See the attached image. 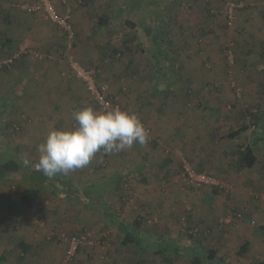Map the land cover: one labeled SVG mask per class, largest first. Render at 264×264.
Masks as SVG:
<instances>
[{"label":"rangeland","instance_id":"obj_1","mask_svg":"<svg viewBox=\"0 0 264 264\" xmlns=\"http://www.w3.org/2000/svg\"><path fill=\"white\" fill-rule=\"evenodd\" d=\"M232 1L242 7L229 26L225 7ZM32 2L0 0V28L11 40L0 45V164L10 158L20 164L18 172L0 177V194L41 189L37 144L52 128L73 127L80 107L99 110L71 75L70 56L99 68V83L118 106L139 115L149 138L118 153L100 152L68 173L100 208L57 200L44 188L17 216L0 209V222H8L0 227V254L6 255L0 264H191L193 254L210 248L225 264L264 262V0H62L64 11H57L69 8L72 39L22 9ZM102 16L111 20L103 28ZM242 125L246 131L227 137ZM251 142L257 162L241 169L237 151ZM184 166L215 177L218 191L191 186ZM52 206L58 208L48 210ZM63 208L78 221L42 233ZM136 220L142 243L121 247L115 225ZM82 230L94 247L64 263L59 238ZM31 236L44 253L21 250L19 241ZM244 243L248 250L240 255ZM164 244L178 253L162 254Z\"/></svg>","mask_w":264,"mask_h":264},{"label":"clouds","instance_id":"obj_2","mask_svg":"<svg viewBox=\"0 0 264 264\" xmlns=\"http://www.w3.org/2000/svg\"><path fill=\"white\" fill-rule=\"evenodd\" d=\"M71 128H52L37 144L36 170L47 177L67 175L88 166L100 152L118 153L134 144L147 143L149 134L135 111L111 106L102 110L82 106L72 113ZM26 156L25 167L30 164Z\"/></svg>","mask_w":264,"mask_h":264},{"label":"trees","instance_id":"obj_3","mask_svg":"<svg viewBox=\"0 0 264 264\" xmlns=\"http://www.w3.org/2000/svg\"><path fill=\"white\" fill-rule=\"evenodd\" d=\"M8 18H9L8 16H5L3 18L4 23H9ZM110 22L111 20H109V18L102 16L98 19V26H102L103 28L109 25ZM0 40H1L0 45L2 46H4V44H7L9 42L11 43V40L7 38V36L5 35L3 28H0ZM246 129L247 127L242 125L238 129L229 132L227 134V137L229 139H234L235 137L239 136L242 132L246 131ZM254 146H255V143L251 142L245 145L242 148V150H240L241 149L240 148L237 151V164L239 168L249 170L254 167V165L257 162V158L254 154ZM19 165L20 164L13 158H10L8 159V161L3 162L2 164H0V177H3V175H6V173L18 172ZM39 174L40 175L36 177L35 181H37L38 184L42 185L43 188H48L51 192L55 194L57 198L65 199V200H75L85 206L91 205V207H96V208L99 206L98 208H100L101 205H99L98 199L91 196L90 192L88 191L87 188H85V186L81 184L79 185L78 184L79 180H77L78 182L70 181V179H68L66 176H63L62 174H57L53 177H47L40 171H39ZM39 176H42V177H39ZM218 186H206V187L212 188L213 193L215 194L218 191L217 190ZM206 187H202V188H206ZM39 192L31 188L25 189V192L23 194L19 192V193L14 194L13 196L9 195V198H4V199L0 198V204H4L8 208H10L12 212L14 213V216H17L25 204L31 202V200H34V199L36 200L39 198L38 197ZM209 199L210 197H208V200ZM115 226L117 227V230L120 231L123 235L122 239L120 240L121 247L122 246L125 247L128 245L137 246L138 244L142 243V238L140 237L139 232L137 230V228L140 226V223L138 220L134 221L133 224L130 226H127L124 223H118ZM197 233H199V231H197ZM83 234H85V232L83 233V230H82L80 233L72 234V236H82ZM92 242L94 244V241ZM164 245H162L161 247V252L165 249V250H170L174 253H178L176 251V248H174L173 246L167 245V244H164ZM247 245H248L247 243H244L240 247L238 254L240 255L245 254L248 250ZM18 246L21 248L23 252H27L29 249V247L26 246L24 242H19ZM93 247L94 246L92 244L84 245L78 249V252H80L83 249L86 250V249H91ZM216 255H217V251L210 248L204 255L193 254L189 261L191 264H225L223 261L224 259L217 258ZM135 258L136 256L134 257V259ZM0 260L3 261L2 258H0ZM163 261L169 262L170 259L164 257ZM140 263L141 261L138 262V264ZM259 264H264V262H260Z\"/></svg>","mask_w":264,"mask_h":264},{"label":"built area","instance_id":"obj_4","mask_svg":"<svg viewBox=\"0 0 264 264\" xmlns=\"http://www.w3.org/2000/svg\"><path fill=\"white\" fill-rule=\"evenodd\" d=\"M240 7H242V4L235 1L229 2L226 5L225 17L229 26H231V24L233 23L235 19V13ZM22 9L28 14L42 15L43 18L62 30L69 39L73 38L72 20L69 8H67V11L65 13L60 14L57 11L53 0H33L32 3L23 5ZM225 55L229 64H232L233 54L231 50H226ZM17 57L18 55L15 54L14 56L6 60H3L2 64H10ZM69 70L71 72V75H73V77L84 86L89 101L94 104L99 110L111 106H118L110 97L106 87L102 86L99 83V68H85L75 58H73V56H70ZM229 87L231 88L234 96L236 98H240V96L242 95V90L234 81L231 80L229 82ZM184 176L187 182L194 188L219 185V182L215 177L206 173L197 172L189 166H184ZM197 231L198 230L194 228L190 231V233L192 235H195ZM59 240L66 246L64 263L71 261L75 257L80 247L92 244L89 234L69 237L62 236L59 238Z\"/></svg>","mask_w":264,"mask_h":264},{"label":"crops","instance_id":"obj_5","mask_svg":"<svg viewBox=\"0 0 264 264\" xmlns=\"http://www.w3.org/2000/svg\"><path fill=\"white\" fill-rule=\"evenodd\" d=\"M61 1L62 0H53V2H55L56 3V6H57V9L59 10V11H64V7L61 5ZM67 11V8H66V10H65V12ZM63 13V12H62ZM73 17H75L74 15H73ZM73 21H74V19H73ZM81 61H82V59H81ZM83 62L84 63H87V61H85V60H83ZM81 63V62H80ZM82 64V63H81ZM78 81V80H77ZM79 82V81H78ZM80 83V82H79ZM81 84V83H80ZM82 85V84H81ZM83 86V85H82ZM84 87V86H83ZM166 92V91H165ZM203 94V93H202ZM201 94V95H202ZM168 96H170V97H174L175 96V94L174 93H171V92H169L168 94H167ZM167 96V97H168ZM180 106L181 105V102L179 101V102H177V103H174V105L172 104V106L175 108L176 106ZM176 132H177V130H175ZM240 150H242V148L240 149ZM70 175L69 174H67V178L69 177ZM70 178V177H69ZM68 178V179H69ZM70 181H73V182H76V181H74V180H70ZM31 189H33V188H31ZM42 189H44L43 187H42V185H41V189H34V190H37L38 192H39V190L41 191ZM48 189V188H47ZM20 193H22L23 194V192H20ZM50 194H52V196H54L57 200H59V198H57L56 196H55V194L53 193V192H51L50 191ZM46 195V194H45ZM40 196H41V193L39 192V198H40ZM0 198L1 199H4V198H9V195L7 194H0ZM38 198V199H39ZM41 199V198H40ZM26 205L27 204H25L24 206H23V208H22V211H23V209H24V207H26ZM56 208H58V207H55V206H52L51 208H49L48 210H50V209H56ZM0 209H3V210H10V208H8L7 206H5L4 204H0ZM64 210H62L63 212H60L59 213V216H60V218H56V223L55 222H47L46 224H48L47 225V227L45 228V229H43V230H41L42 231V233H44L45 231H48L50 228H53V226L54 227H60V226H62L63 224H66V225H68L67 224V222H76V221H78V219H76V218H74V216L73 215H70V216H68V214H67V211H66V208H63ZM47 212V211H46ZM44 215V214H43ZM46 216H49V215H52L53 216V214L49 211V212H47V214H45ZM56 216V215H55ZM64 219V220H63ZM63 221V222H62ZM4 223H8V222H0V227L1 226H4L5 224ZM119 223H122V222H119ZM43 235V234H42ZM41 241V240H40ZM40 241H38V238H36V240H34L33 238H32V236L31 237H28V238H22V240H20L19 242H24L25 244H26V246H28L29 247V249H28V251L29 250H31L32 252H35V251H37V249H38V251H40V249H43L45 246L43 245V246H41L40 248L36 245L37 243H39ZM43 241V240H42ZM47 252H49V250H48V247H47V249H46V253ZM5 253V252H4ZM40 253H44L43 252V250L42 251H40ZM0 258H2L3 259V261H1L0 260V263L1 262H4L5 261V259H6V255L5 254H0ZM31 263V261H29V262H25V264H30Z\"/></svg>","mask_w":264,"mask_h":264}]
</instances>
